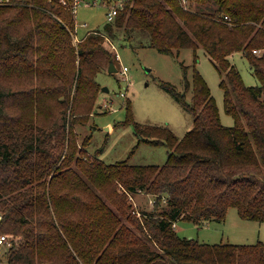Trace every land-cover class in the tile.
I'll use <instances>...</instances> for the list:
<instances>
[{"label":"trees","instance_id":"1","mask_svg":"<svg viewBox=\"0 0 264 264\" xmlns=\"http://www.w3.org/2000/svg\"><path fill=\"white\" fill-rule=\"evenodd\" d=\"M73 15L57 0L0 6V234H10L8 264H264L262 241L208 243L173 226L222 221L232 206L264 220V0H188L187 8L179 0H124L104 31L77 43ZM119 29L147 33L160 52L193 50L191 100L162 81L193 114L181 137L128 112L134 147L169 149L161 165L105 163L87 155L86 139L79 145L75 125L92 113L95 77L116 59L108 39ZM199 47L219 73L232 125L221 122L196 68ZM235 52L257 84L243 82ZM139 192L154 199L140 216L127 198Z\"/></svg>","mask_w":264,"mask_h":264},{"label":"rangeland","instance_id":"2","mask_svg":"<svg viewBox=\"0 0 264 264\" xmlns=\"http://www.w3.org/2000/svg\"><path fill=\"white\" fill-rule=\"evenodd\" d=\"M110 2L112 0H80L73 15L75 35L81 36L82 32L94 29L104 31L109 22L106 12ZM84 22L85 26L82 25ZM128 31L121 29L117 33L118 37L108 39V45L115 52L116 59L112 60L117 70L109 72L105 64L96 74L100 90L87 122L75 125L78 141L79 145L83 146L82 141L86 139L84 149L91 159L105 163L126 159L128 164L161 165L166 160L169 149L164 144L145 141L134 147L138 136L132 123L127 121L128 112L139 124L166 125L181 137L191 126L193 114L174 99L163 87L162 81L170 82L178 91L185 92L189 102L192 95L194 54L191 48L173 49L169 53L160 52L151 45L147 33ZM196 53V68L205 78L216 100L220 120L224 125H232L233 117L224 109L223 90L219 86L220 76L214 62L202 47H199ZM230 59L238 68L246 85L258 83L247 58L241 52L233 53ZM123 66L127 67L125 75L121 74ZM185 78L190 82L187 90ZM127 198L131 202L132 212L138 216L139 210L150 211L153 207L149 195L142 192L127 193ZM175 230L180 236L195 237L208 243H264V220L241 217L234 206L228 208L222 221L212 219L197 225L180 219L175 221ZM3 233L6 234L7 240L0 244V264H8L10 234Z\"/></svg>","mask_w":264,"mask_h":264},{"label":"built area","instance_id":"3","mask_svg":"<svg viewBox=\"0 0 264 264\" xmlns=\"http://www.w3.org/2000/svg\"><path fill=\"white\" fill-rule=\"evenodd\" d=\"M32 0H0V6H5V5H10V4H15V3H21V2H26V3H31ZM60 3L63 4H71V10L74 14L76 11V6L79 4L80 0H57ZM124 0H112V2L107 4V12L106 16L109 21H112L115 19V16L121 7L122 3ZM180 4L183 6V8H187L188 0H179ZM253 52L260 53L261 50L258 49H253ZM127 67L123 66L121 70V74L125 75L126 74ZM123 94V93H122ZM131 198V196H130ZM150 203L153 206L154 199L150 196L149 198ZM173 226L175 227V223H173ZM7 240V236L5 233L0 234V244L4 243Z\"/></svg>","mask_w":264,"mask_h":264},{"label":"crops","instance_id":"4","mask_svg":"<svg viewBox=\"0 0 264 264\" xmlns=\"http://www.w3.org/2000/svg\"><path fill=\"white\" fill-rule=\"evenodd\" d=\"M83 26H85L86 25V22H84L83 24H82ZM89 31H84V32H82V35L81 36H77V35H75V33H76V31H75V28L73 29V36H74V43L75 42H77V41H79L80 39H82L87 33H88ZM131 196V195H130ZM149 197H150V195H149ZM131 198H133L132 196H131Z\"/></svg>","mask_w":264,"mask_h":264},{"label":"water","instance_id":"5","mask_svg":"<svg viewBox=\"0 0 264 264\" xmlns=\"http://www.w3.org/2000/svg\"><path fill=\"white\" fill-rule=\"evenodd\" d=\"M109 72H113V71H116L117 70V68H116V66L114 65V62H113V60L111 59L110 61H109V65H108V69H107Z\"/></svg>","mask_w":264,"mask_h":264}]
</instances>
